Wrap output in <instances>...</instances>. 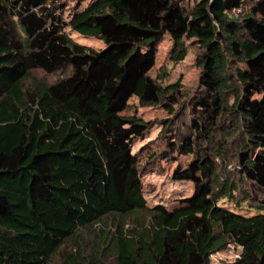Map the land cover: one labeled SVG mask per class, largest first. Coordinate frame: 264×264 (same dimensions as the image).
Listing matches in <instances>:
<instances>
[{
    "label": "trees",
    "instance_id": "1",
    "mask_svg": "<svg viewBox=\"0 0 264 264\" xmlns=\"http://www.w3.org/2000/svg\"><path fill=\"white\" fill-rule=\"evenodd\" d=\"M60 1L0 0V264H211L230 244L264 264V0H91L69 21ZM165 35L171 63L199 46L188 100L153 75ZM132 99L172 116L150 162L192 156L172 208L148 206L133 147L154 123ZM242 192L258 214L220 204Z\"/></svg>",
    "mask_w": 264,
    "mask_h": 264
},
{
    "label": "rangeland",
    "instance_id": "2",
    "mask_svg": "<svg viewBox=\"0 0 264 264\" xmlns=\"http://www.w3.org/2000/svg\"><path fill=\"white\" fill-rule=\"evenodd\" d=\"M90 2L91 0H61L60 3L66 5L63 11L65 20L69 21L75 11L84 9ZM69 34L76 42L87 47H91L98 51L105 48V44L100 40L83 37L72 31H70ZM172 47L173 43L171 38L169 35H165L163 40L159 43L157 65L153 75L159 76L162 74V70H166L167 78L163 81L165 85L181 80L183 91L188 100L199 92V80L202 69L197 62V57L200 54V49L198 45H189L185 60L180 63H171L170 53ZM62 76H64V73L48 75L41 70H34L27 84L31 85L33 80L53 84ZM124 114L127 116L137 115L146 122L154 123L153 127L148 130L144 137L135 141L133 147V153H138L141 157V179L144 195L148 200V206L153 207L164 204L168 208H172L178 204L179 199L190 197L194 192V183L174 180L172 175L178 165L181 164L182 166H186L191 161L192 156H182L177 161H165V159L170 158L168 157L169 155L166 154L167 156H165V159L160 158L154 162H150V152H158L159 154L168 151L167 148L161 146L162 141L159 139V134L163 129L165 121H170L172 116L161 106L141 107L139 101L136 99L130 101L129 109ZM232 167H234V165H230L229 169H233ZM243 197L244 194L242 192L238 195V198H240L239 203L224 199L220 204L246 216L258 214L260 211L256 208L255 203L243 201ZM260 199L263 201L261 204L263 206L264 197ZM65 249L70 252L73 251V248ZM240 254L241 249L230 244L226 249L218 251L211 256V264H232ZM58 260L59 261L55 262V264H61L63 262L60 258H58Z\"/></svg>",
    "mask_w": 264,
    "mask_h": 264
}]
</instances>
